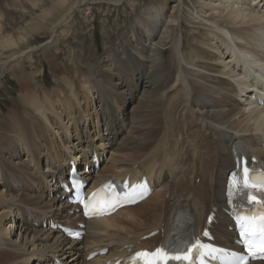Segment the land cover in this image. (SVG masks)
Wrapping results in <instances>:
<instances>
[{
	"label": "bare ground",
	"instance_id": "bare-ground-1",
	"mask_svg": "<svg viewBox=\"0 0 264 264\" xmlns=\"http://www.w3.org/2000/svg\"><path fill=\"white\" fill-rule=\"evenodd\" d=\"M85 1L93 2L28 3L61 13L51 25L54 33ZM190 1L189 18L185 0H163L139 11L117 39L105 42L99 56L79 66L76 76H61L58 89L21 94L33 110L25 126L14 113L2 120L12 136H0V264L112 263L132 245L160 242L180 211L196 216L193 232H199L214 207H219L212 224L215 242L239 247L224 209L226 183L236 166L237 144L249 146L264 164V0ZM22 40L5 42L18 46ZM127 102L132 104L125 112ZM48 124L62 126L65 135L54 130L48 137ZM24 149H30L27 156L14 160ZM93 153L103 159L99 170ZM74 164L84 166L79 173L88 165L92 186L147 175L154 191L114 215L83 220L63 199ZM52 220L72 229L83 221L86 233L71 239L63 228L54 229ZM154 230L160 233L139 241ZM100 250L107 253L88 260Z\"/></svg>",
	"mask_w": 264,
	"mask_h": 264
},
{
	"label": "rangeland",
	"instance_id": "rangeland-1",
	"mask_svg": "<svg viewBox=\"0 0 264 264\" xmlns=\"http://www.w3.org/2000/svg\"><path fill=\"white\" fill-rule=\"evenodd\" d=\"M92 1H85L78 6L80 8L77 7L73 18L65 26L52 33L51 25L53 20L61 14L59 11L50 14L40 7L32 8L28 3L30 0H0V71H4L3 76L0 77L1 138L12 136L10 125L5 127L2 123L4 119H11L12 113L23 125L24 120H32L33 110L25 102L28 97L24 99L21 96L22 93L35 91L37 95H40L42 91L58 89L57 87L61 84L59 85L60 82L57 80L61 76L65 74L76 76L79 66L86 65L88 60L93 59L92 56H99L104 51L105 42L117 39L134 21L139 11L144 10L147 6L158 5L163 0ZM185 3L188 7H184L183 11L189 18L193 14L194 6L190 0H185ZM47 5L48 3L45 6ZM21 37H24V40L18 46L6 44L7 39L20 40ZM17 54L16 58L9 61L12 55ZM173 82L174 80L171 84ZM25 83H27V89L24 88ZM134 100L135 97L132 101ZM130 104L132 103L127 102L123 107L125 112L130 110ZM83 110L85 113L89 112L85 106ZM77 112L78 109L71 110L66 119L70 121L71 115L77 114ZM90 115L88 114V116ZM52 124H48V137L54 135V130L56 132L58 130L62 134L65 133L62 126L57 127ZM57 137L59 138L60 135ZM72 144L70 143V145ZM27 150L30 149H24L13 159L18 160L27 156ZM109 155L110 153H105L104 162H107ZM30 166V171H34L33 165ZM3 171L9 173L7 170ZM200 179L197 177V183H200ZM169 195L170 192L167 193V198ZM52 196L53 193L48 194L46 200Z\"/></svg>",
	"mask_w": 264,
	"mask_h": 264
},
{
	"label": "snow or ice",
	"instance_id": "snow-or-ice-1",
	"mask_svg": "<svg viewBox=\"0 0 264 264\" xmlns=\"http://www.w3.org/2000/svg\"><path fill=\"white\" fill-rule=\"evenodd\" d=\"M243 173L240 184L244 190H247L246 194L250 195V200L259 206V212L237 217L241 229L240 235L247 245L249 255L252 258L264 259V199L257 200L255 195H251L253 191L264 194V174L253 178L247 167L243 169ZM109 187L105 186V188ZM126 199L127 202H135L130 196ZM90 205L93 210L90 214H94L97 208L114 206L104 188L92 194L91 200L85 204V207L88 208ZM204 235L208 234L204 233ZM208 258L224 260L232 257L226 250L202 243L199 239L183 249L172 250V252L166 251L164 248H156L152 252L146 250L137 252L132 257L133 264H137L139 260H142L143 264H169V261L182 262V264H196V261H199V264H206ZM236 264H247V261L244 258H239L236 260Z\"/></svg>",
	"mask_w": 264,
	"mask_h": 264
}]
</instances>
